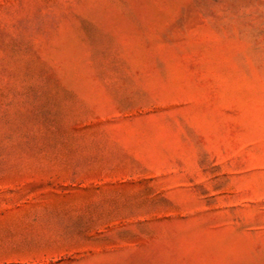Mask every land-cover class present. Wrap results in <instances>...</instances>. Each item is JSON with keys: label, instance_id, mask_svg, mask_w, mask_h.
Segmentation results:
<instances>
[{"label": "rangeland", "instance_id": "rangeland-1", "mask_svg": "<svg viewBox=\"0 0 264 264\" xmlns=\"http://www.w3.org/2000/svg\"><path fill=\"white\" fill-rule=\"evenodd\" d=\"M0 264H264V0H0Z\"/></svg>", "mask_w": 264, "mask_h": 264}]
</instances>
